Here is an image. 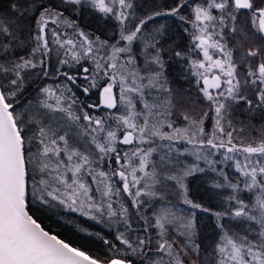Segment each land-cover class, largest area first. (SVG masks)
I'll list each match as a JSON object with an SVG mask.
<instances>
[{
	"label": "snow or ice",
	"instance_id": "6c2138e0",
	"mask_svg": "<svg viewBox=\"0 0 264 264\" xmlns=\"http://www.w3.org/2000/svg\"><path fill=\"white\" fill-rule=\"evenodd\" d=\"M0 264H264V0H0Z\"/></svg>",
	"mask_w": 264,
	"mask_h": 264
},
{
	"label": "trees",
	"instance_id": "16d2710c",
	"mask_svg": "<svg viewBox=\"0 0 264 264\" xmlns=\"http://www.w3.org/2000/svg\"><path fill=\"white\" fill-rule=\"evenodd\" d=\"M161 2L162 0H142L145 8ZM80 23L85 31L90 32L97 29V23L90 19L81 20ZM106 31L110 32V29ZM98 34L103 36L105 33L98 32ZM53 58L55 59V53H53ZM38 83H52V81L46 80ZM81 99L84 100L85 98L81 96ZM96 99V94L93 93L87 102H94ZM207 125L210 127L211 122H207ZM200 178L199 174L190 178V187L192 190H195V193L197 192L195 196L204 199L206 195L204 192H200V188L199 190H196L197 187L193 189L194 184L201 180ZM88 179L90 180V178ZM29 187L31 188V182H29ZM95 187L96 185H92L93 189ZM122 199L126 198L122 197ZM26 204L30 209V214H33L38 222H42V226L46 230H51L76 246H81L91 251L94 255L99 254L103 256L108 254L107 246L103 243L102 238L114 240L116 226L107 217L101 218L97 216L96 220H92L89 216L83 215L79 211L73 212L66 207L56 204V202L45 206L34 199L31 192L27 196Z\"/></svg>",
	"mask_w": 264,
	"mask_h": 264
},
{
	"label": "rangeland",
	"instance_id": "374dc122",
	"mask_svg": "<svg viewBox=\"0 0 264 264\" xmlns=\"http://www.w3.org/2000/svg\"><path fill=\"white\" fill-rule=\"evenodd\" d=\"M210 127H211V125H210ZM210 127H209V129H210ZM200 179H201L200 181H198V182H196V184H194L193 189H195V187H197L196 190H199V188H200L201 189L200 192H204L203 179H202V177ZM192 192H193V195H197L196 194L197 192L195 193V190H192ZM204 199L206 200L207 197H205ZM211 227H212V220L206 216L203 217V219H202L203 231L210 235L211 234Z\"/></svg>",
	"mask_w": 264,
	"mask_h": 264
}]
</instances>
